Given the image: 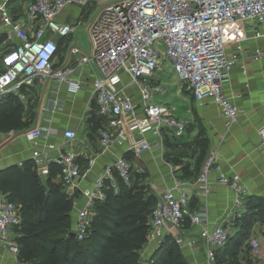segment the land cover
Wrapping results in <instances>:
<instances>
[{"label":"built area","instance_id":"obj_1","mask_svg":"<svg viewBox=\"0 0 264 264\" xmlns=\"http://www.w3.org/2000/svg\"><path fill=\"white\" fill-rule=\"evenodd\" d=\"M87 1L29 0L23 6L27 21L11 15L7 0L0 2V19L9 31L0 45V96L11 93L21 99L23 88L48 83L54 87L56 83L64 84L69 93L74 94L79 87L90 83L100 118L96 133L101 152L116 142L127 143V150L134 154L145 149L163 153L165 137L182 138L187 125L186 120L173 114L168 106L151 101L166 90L165 85L156 80L159 61L164 56L194 100L208 97L225 117L235 119L238 109L224 94L223 81L238 59L241 43L249 38L247 29L257 30L256 36H264V0H104L95 14L88 13L83 26L90 36V52L72 44L68 48L69 60L59 64L56 37L70 34L76 25L59 21L56 15L67 3L84 6ZM11 37L17 41L10 43ZM230 44L234 51L228 53L226 47ZM261 54L257 51L256 56ZM83 65L89 67L90 82L80 78ZM62 104V100L52 98L41 110L49 113ZM42 119L48 120V117ZM257 131L263 140L264 125ZM50 132V128L42 124L25 131L33 146L30 159L39 177L49 173L51 162L58 165L59 182L73 199L75 218L71 229L81 237L94 214V201L105 196L104 180L114 185L117 175L128 184L133 170H142L119 154L96 173L89 184L81 185L94 158H89L87 166L81 167L76 152L67 149L76 138L74 129L65 128L59 144L41 140ZM210 170L218 173L220 183L232 188L234 202L240 206L247 187L237 177L222 173L215 151L205 155L198 172V181L205 191ZM149 186L156 199L146 242L153 241L158 247L169 235L177 245L192 244L193 241L184 239L179 231L183 221L188 219L199 227L197 236L203 244L206 264H214L215 251L225 244L230 233L228 225L223 221L210 223L205 211L192 210L189 195L177 184L163 185L158 193L154 184ZM74 187L81 191V204H77L72 195ZM19 221L15 204L2 196L0 234L10 233ZM7 243L9 250L16 254L15 240L8 239ZM247 245L253 256L264 259V239L250 233Z\"/></svg>","mask_w":264,"mask_h":264},{"label":"crops","instance_id":"obj_2","mask_svg":"<svg viewBox=\"0 0 264 264\" xmlns=\"http://www.w3.org/2000/svg\"><path fill=\"white\" fill-rule=\"evenodd\" d=\"M2 1L0 0V2ZM27 1L29 0H7V7L11 15L27 21L23 12V6ZM84 6L67 3L56 15L57 20L76 25V29L70 34L56 37L59 64L69 60L68 48L72 44H78L85 52L91 50V40L90 45L84 47L80 43L81 40L78 39L80 33H88L86 29L82 28L83 20H87L89 13L88 9L83 8ZM247 31L249 38L241 43L242 49L238 53V59L223 81L224 94L238 109L235 119L231 120L225 117L221 113L220 107L208 97H204L200 101L194 100L193 95L185 89L182 82H180L178 91L183 93L186 99L180 100L176 96L173 102L160 103L168 106L173 114L187 122L186 134L182 138L165 137V149H168L169 143L174 149L181 147L187 149L193 139L201 136L204 138L201 155L196 152V143H194V149L191 147L189 154H182L179 157L185 160L181 163L167 160L163 153L155 149H145L134 154L127 150V143L114 142L101 152L96 133V128L100 124H97L96 115L98 114L92 98L90 83L79 87L74 94H70L66 85H57L56 82H52L56 83V87L48 83L23 88L24 97L21 99L18 97V99L23 103L24 109L26 110L29 103L36 102L37 104L36 112L33 114V123L30 127L24 125L21 130L12 129V133L0 132V168L9 164H19L20 161L30 158L33 146L24 133L34 125L42 124L49 127L51 132L49 135L41 137V140L56 144L62 143L63 130L72 128L76 132V138L67 149L76 152V158L81 167L87 166L89 158H94L90 172L82 178L81 185L89 184L93 176L105 165H108L117 155L123 154L141 168L144 172V181L150 185L154 184L156 193L163 185L177 184L179 189L189 195L192 210L205 211L210 223L223 221L228 225L230 234L233 235L241 229L240 217L246 211L248 198L251 197L256 202L264 200V139L261 140L257 131L258 127L264 125V36H256L257 30L254 31L251 28H248ZM8 34V27L0 19V45L5 42ZM16 41V38L11 37L9 42ZM226 51L233 52V45H227ZM257 51L262 52L261 56H256ZM81 70L83 77L80 78L90 82L92 75L89 73V67L83 65ZM157 74L156 80L163 83L165 74L159 69H157ZM167 92L166 88L164 93L167 94ZM186 93H189V97L186 96ZM4 97L5 95L0 96V102ZM52 98L62 100L63 104L54 107L49 113L41 110V107ZM133 99H138V96L135 95ZM153 100L151 101L153 102ZM2 109H4L3 106ZM1 112L3 113V111ZM43 116L48 117V120L42 119ZM209 151H215L216 161L224 175L237 177L241 183L246 185V198L244 197L240 206L234 202L235 194L232 188L217 180L218 173L215 170H210L207 173L206 191L198 181L201 162ZM56 179L59 180L58 174H56ZM75 201L77 204H81L83 198L80 196ZM254 227L259 232L256 236L263 240L264 222H253L250 233L252 228L256 230ZM198 229V225H193L188 219H185L179 230L184 239L193 241L190 245H178L188 264H206L203 244L197 236ZM11 230L8 234H0V264H28L19 261L16 254L9 250L7 241L14 239L15 227ZM166 238L171 237L167 235ZM156 248L153 241L146 242L140 249V261L146 262L145 260L150 258ZM262 263H264V259L251 264Z\"/></svg>","mask_w":264,"mask_h":264},{"label":"trees","instance_id":"obj_3","mask_svg":"<svg viewBox=\"0 0 264 264\" xmlns=\"http://www.w3.org/2000/svg\"><path fill=\"white\" fill-rule=\"evenodd\" d=\"M23 108L17 95L6 94L0 102V131L23 128ZM5 110L8 112H1ZM193 143L203 147L204 138L199 136ZM168 145L163 156L175 162L184 154L185 147L174 149L171 143ZM49 167L43 179L30 158L0 168V193L15 204L20 217L14 232L16 258L28 264H137L156 199L150 187L146 191L144 173L133 170L128 184L117 175L114 185L105 179V196L94 201V214L81 237H73L68 235L72 230V197L56 179L58 165L51 162ZM248 199L246 211L240 217L241 229L228 234L225 244L215 251L214 264L258 262L252 254L255 259L244 257L242 251L249 250L247 238L253 222H264V200ZM147 263L188 264L171 238L164 239Z\"/></svg>","mask_w":264,"mask_h":264},{"label":"rangeland","instance_id":"obj_4","mask_svg":"<svg viewBox=\"0 0 264 264\" xmlns=\"http://www.w3.org/2000/svg\"><path fill=\"white\" fill-rule=\"evenodd\" d=\"M103 1L104 0H88L86 5L83 8L84 9H88L89 13L95 14L97 12L98 8H99V5ZM84 24H85V20H83L82 26H84ZM78 39L81 40L80 43L82 45H84V47L85 46L87 47V46L90 45V37H89L88 33H85V32L80 33ZM158 69L161 70L163 74H165L164 79H163L164 80L163 83L166 85L165 87L168 89V92H167V94H165V93L156 94L153 97L154 100H153V98L151 100H153V102H155V103H164V102L168 103V102H171V101L173 102L174 101V97H176V96L180 100H184L185 97H184L183 93H180L178 91L179 88H180L179 86L181 85L180 82H182V80L178 77L177 72H175L173 70V68L171 67L170 63L167 61V59L164 56H162L160 58ZM186 96L189 97V93L188 94L186 93ZM36 108H37L36 102L29 103L28 106L26 107V110L23 108L22 117H23V119L25 121V126L26 127L27 126L30 127L32 125V123H33V114L36 112ZM3 112H8V111H3ZM189 146L190 147H188L187 149L185 148V152H184L183 155L189 154V151H190L191 147L194 149L195 144L192 142ZM202 151H203V147L197 145L196 152L200 153ZM183 161H185V160L180 159L179 157H177L175 162L176 163H181ZM142 173H144V172H142ZM145 184L148 187L146 189V191H149V187H150L149 184L148 183H145ZM74 218H75V216L73 214V211H71V220L73 221ZM254 229H256V230H253V228H252L251 233L254 232L255 235L256 234L258 235L259 232H258L257 228L254 227ZM242 253H244L243 255L246 258L255 259L254 257L250 256L251 253L249 252V250L243 249ZM259 260H261V259H259ZM262 264H264V263H262Z\"/></svg>","mask_w":264,"mask_h":264},{"label":"water","instance_id":"obj_5","mask_svg":"<svg viewBox=\"0 0 264 264\" xmlns=\"http://www.w3.org/2000/svg\"><path fill=\"white\" fill-rule=\"evenodd\" d=\"M72 195L74 198H79L81 196L80 189L78 187H74ZM68 235L73 236V237H77V233L73 230H71ZM137 264H148V263L143 262V261H138Z\"/></svg>","mask_w":264,"mask_h":264}]
</instances>
